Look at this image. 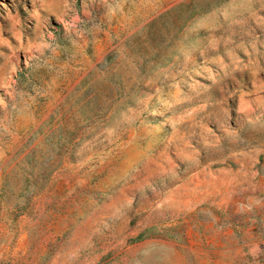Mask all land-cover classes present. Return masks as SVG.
Returning a JSON list of instances; mask_svg holds the SVG:
<instances>
[{
    "label": "rangeland",
    "instance_id": "obj_1",
    "mask_svg": "<svg viewBox=\"0 0 264 264\" xmlns=\"http://www.w3.org/2000/svg\"><path fill=\"white\" fill-rule=\"evenodd\" d=\"M0 264H264V0H0Z\"/></svg>",
    "mask_w": 264,
    "mask_h": 264
}]
</instances>
